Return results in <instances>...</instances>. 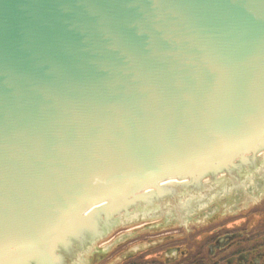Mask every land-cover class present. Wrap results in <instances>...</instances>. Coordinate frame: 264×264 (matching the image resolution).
<instances>
[{
	"label": "water",
	"instance_id": "1",
	"mask_svg": "<svg viewBox=\"0 0 264 264\" xmlns=\"http://www.w3.org/2000/svg\"><path fill=\"white\" fill-rule=\"evenodd\" d=\"M262 142L264 0H0V264Z\"/></svg>",
	"mask_w": 264,
	"mask_h": 264
},
{
	"label": "rangeland",
	"instance_id": "2",
	"mask_svg": "<svg viewBox=\"0 0 264 264\" xmlns=\"http://www.w3.org/2000/svg\"><path fill=\"white\" fill-rule=\"evenodd\" d=\"M179 168L178 175V168L167 169L160 174L163 179L98 201L54 243L47 261L15 264H89L94 254L106 264L124 247L149 252L156 236L185 237L188 226L215 213L229 216L258 206L262 214L256 222L264 217V142L241 156Z\"/></svg>",
	"mask_w": 264,
	"mask_h": 264
},
{
	"label": "flooded vegetation",
	"instance_id": "3",
	"mask_svg": "<svg viewBox=\"0 0 264 264\" xmlns=\"http://www.w3.org/2000/svg\"><path fill=\"white\" fill-rule=\"evenodd\" d=\"M257 207L246 206L229 216L215 213L188 226L185 237L156 236L149 252L124 247L106 264H264V217L256 222L262 214ZM99 256L94 254L89 264H100Z\"/></svg>",
	"mask_w": 264,
	"mask_h": 264
},
{
	"label": "bare ground",
	"instance_id": "4",
	"mask_svg": "<svg viewBox=\"0 0 264 264\" xmlns=\"http://www.w3.org/2000/svg\"><path fill=\"white\" fill-rule=\"evenodd\" d=\"M103 202H105V200L101 201L100 204L103 203Z\"/></svg>",
	"mask_w": 264,
	"mask_h": 264
}]
</instances>
